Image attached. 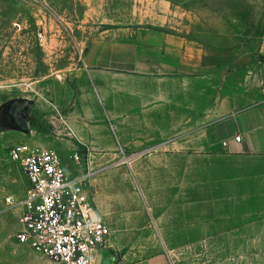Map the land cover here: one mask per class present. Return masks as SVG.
<instances>
[{"label": "rangeland", "instance_id": "1", "mask_svg": "<svg viewBox=\"0 0 264 264\" xmlns=\"http://www.w3.org/2000/svg\"><path fill=\"white\" fill-rule=\"evenodd\" d=\"M148 34L182 42L188 62L199 61L219 76L245 71L257 81L263 74L264 0H0V264H56L14 239L28 183L7 155L22 143L57 151L71 176L74 154L83 172L89 157L92 164L152 161L135 169L138 181L125 164L116 177L125 184L107 185L108 208L125 228L136 230L132 214L146 218L145 230L117 234L121 244L153 242L145 254L163 256L167 264H264V216H257L256 202L239 211L242 216L210 217L200 208L182 219L192 211L180 207L176 181L160 178L154 161L161 152H87L64 124L65 118L80 132L81 120L90 119L78 70L99 61L97 53L88 54L92 44L114 42L129 51L150 42ZM162 211L172 223L165 224ZM126 251L132 250L110 249L100 264H116Z\"/></svg>", "mask_w": 264, "mask_h": 264}, {"label": "crops", "instance_id": "2", "mask_svg": "<svg viewBox=\"0 0 264 264\" xmlns=\"http://www.w3.org/2000/svg\"><path fill=\"white\" fill-rule=\"evenodd\" d=\"M145 38L150 42L129 51L114 42L92 44L88 54L97 53L99 61L78 70L80 97L87 101L90 119L81 120L80 132L63 119L76 142L87 152L102 154L161 152L160 160L154 161L160 178L176 181L180 207L192 211L181 213L182 219L196 216L194 211L200 208L207 209L210 217L242 216L239 211L250 202H256L252 207L257 216H264V71L257 81L250 80L245 71L222 77L216 69L203 70L199 61L188 62L182 42L162 34ZM260 53L264 56V35ZM127 60L129 66L122 64ZM90 160L87 190L111 232L96 264L114 248L132 250L116 264H167L163 256L145 254L153 242H118L120 232L145 230L146 218L132 214L136 230L125 228L106 198L107 185L125 184L116 178L123 165L134 170L138 181L135 169L148 167L152 161L92 164ZM198 185L203 186L200 193ZM186 201L192 203L186 205ZM215 201L223 204L217 206ZM162 213L165 224L172 223Z\"/></svg>", "mask_w": 264, "mask_h": 264}, {"label": "built area", "instance_id": "3", "mask_svg": "<svg viewBox=\"0 0 264 264\" xmlns=\"http://www.w3.org/2000/svg\"><path fill=\"white\" fill-rule=\"evenodd\" d=\"M7 156L28 183L14 235L17 244L56 264H96L111 232L94 207L86 186L90 173L79 170L80 157L70 158L76 172L71 176L53 149L22 143Z\"/></svg>", "mask_w": 264, "mask_h": 264}]
</instances>
